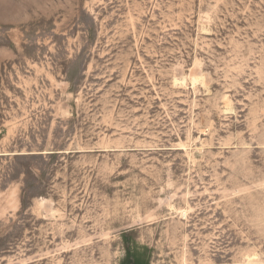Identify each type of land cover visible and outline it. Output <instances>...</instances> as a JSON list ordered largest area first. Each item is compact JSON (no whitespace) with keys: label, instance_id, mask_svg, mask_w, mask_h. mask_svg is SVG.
<instances>
[{"label":"rangeland","instance_id":"rangeland-1","mask_svg":"<svg viewBox=\"0 0 264 264\" xmlns=\"http://www.w3.org/2000/svg\"><path fill=\"white\" fill-rule=\"evenodd\" d=\"M125 232L264 264V0H0V264H120Z\"/></svg>","mask_w":264,"mask_h":264},{"label":"trees","instance_id":"trees-1","mask_svg":"<svg viewBox=\"0 0 264 264\" xmlns=\"http://www.w3.org/2000/svg\"><path fill=\"white\" fill-rule=\"evenodd\" d=\"M26 189L23 190V193ZM129 234H123L126 242V253L120 261V264H150V251L147 246H140L138 243H131L128 239Z\"/></svg>","mask_w":264,"mask_h":264}]
</instances>
